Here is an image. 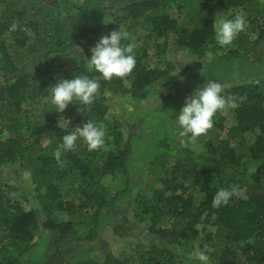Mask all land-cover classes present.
Returning a JSON list of instances; mask_svg holds the SVG:
<instances>
[{"label": "trees", "instance_id": "obj_1", "mask_svg": "<svg viewBox=\"0 0 264 264\" xmlns=\"http://www.w3.org/2000/svg\"><path fill=\"white\" fill-rule=\"evenodd\" d=\"M171 1L185 10L188 22L181 28ZM1 3L0 172L22 168L32 196L0 176V264L43 263L58 247L96 243L117 219L107 209L142 178L145 186L131 196L141 207L135 215L149 225L132 251L100 255L88 252L94 249L89 245L63 264H201L188 255L206 247L212 249L208 264H264V81H247L253 73L263 77L264 64L252 72L248 52L264 44L257 0H123L117 7L107 0ZM207 7L230 11L229 19L244 15L247 28L235 39L244 50L219 52ZM121 29L130 33L122 44L135 43L136 65L130 75L106 81L88 68L91 49L101 36ZM171 41L206 59L201 69L187 71L193 78L179 75L171 60L150 59L152 47L165 53ZM73 48L81 60L71 67L45 60ZM76 75L100 77L91 105L74 101L64 113L53 104L37 109L59 79ZM217 77L227 84L221 95H231L236 107L218 111L213 127L193 143L191 134L179 135L176 118L187 91ZM156 82L165 85L161 100L141 103ZM114 98L129 111L139 100L142 106L126 119L144 123L127 132L110 103ZM87 120L105 125L109 150L89 152L78 138L73 150L62 153L61 167L55 150ZM233 186L237 194L228 204L214 207L216 192Z\"/></svg>", "mask_w": 264, "mask_h": 264}, {"label": "clouds", "instance_id": "obj_2", "mask_svg": "<svg viewBox=\"0 0 264 264\" xmlns=\"http://www.w3.org/2000/svg\"><path fill=\"white\" fill-rule=\"evenodd\" d=\"M215 40L220 46H229L236 39L237 35L247 28V21L243 14H237L229 19L217 14L215 23ZM130 33L125 30H113L108 35H103L91 49V57L88 61L89 70H95L106 81L115 78H124L131 74L136 65L135 43L122 44L128 40ZM100 77L90 78L88 75H76L73 79H59L51 88V103L56 106L57 112L64 113L70 103L79 101L84 105H91L95 94L100 88ZM223 85L220 80L207 79L204 85L198 86L191 96L185 100L180 114L176 118L182 129L179 132L181 137L188 136L193 143L199 137L206 134L213 127V117L218 111L226 107L235 108L234 98L229 95L227 98L221 95ZM83 111L81 108L78 109ZM59 123V122H58ZM63 136V142L54 152L57 163L62 167V153L71 151L76 147L78 138H82L89 152L109 148L105 145L106 127L103 123L97 125L87 120L82 126ZM237 194V188L219 189L214 198L213 206L227 205L229 200ZM211 248L197 249L189 253L188 260H198L201 264H208Z\"/></svg>", "mask_w": 264, "mask_h": 264}, {"label": "rangeland", "instance_id": "obj_3", "mask_svg": "<svg viewBox=\"0 0 264 264\" xmlns=\"http://www.w3.org/2000/svg\"><path fill=\"white\" fill-rule=\"evenodd\" d=\"M123 0H107V3L113 7H117L119 3H121ZM261 6L260 9L262 12H264V0H257ZM169 5L170 12L175 15L177 18H180V28L183 26V22L186 23L188 20L184 16L185 10L178 8L176 1H171ZM1 0H0V9H1ZM205 15L207 18L213 19L214 23L216 20V16L218 13H220L221 16L227 17L230 14V11H225L223 9H216L213 7H207L204 10ZM245 14V13H244ZM264 17V14H263ZM179 28V29H180ZM137 44V40L135 41ZM140 42V41H139ZM220 46V45H219ZM219 52H225L227 49H239L244 50V47H241L239 44L233 41V43L229 46H220ZM226 50V51H227ZM249 56L252 57L251 60V67L252 72L255 70V68L263 63L264 64V44L259 45V47L255 49L248 50ZM213 53V52H212ZM212 53H209V55H212ZM149 56L150 59L155 57V61H158V59H168L175 63L177 68V73L179 75L188 74L187 71L191 68H202L203 63L206 61V59L198 60L195 57L190 54L189 51H186L185 49H181V46H178L176 43H173L171 41L169 43V47L167 49V52L165 53H159V50L157 46L152 47L149 50ZM45 60H51L54 62H60L63 66L71 67L74 64H77L80 62L81 57L80 55L75 51L73 48L70 51L66 52H60L51 55L48 59ZM234 65H230V69ZM229 69V70H230ZM259 71H261L263 77L253 75L247 79L248 82H261L264 81V67L260 68ZM232 70H230L229 73H231ZM249 72V71H248ZM190 74V73H189ZM188 74V75H189ZM248 74V73H247ZM190 77L193 78V76L190 74ZM189 79L191 80V78ZM216 80H220L223 87L227 86L226 83L222 81L221 77L215 78ZM164 82L161 83H154L153 85L149 86L147 89L148 91V99H144L141 101V103H144L147 106H152L157 104L158 101L161 100V92L164 90ZM192 88L189 91H187V94L191 96L193 91L196 89ZM139 101V100H137ZM135 101V108L129 110H123L124 108L121 106L122 100L120 99H111L110 103H112L116 108L119 109V115L121 116L122 120L126 123V131L129 132L131 129H137V126L140 124H143V118L137 119L133 118L132 120L126 119V116L129 113H134L137 110V104L139 102ZM47 105H52L51 103V95L42 98L39 102H36V107L39 111H42L47 107ZM139 106H142L141 104H138ZM123 109H122V108ZM133 117V116H132ZM64 126L67 124V121L62 123ZM257 162L252 161V164L255 165ZM140 175H143V172H141ZM0 176L6 180H13L14 182H18L21 186V188L28 194H31V190L29 189V184L24 180L25 171L20 168L19 166H14L11 168H8L2 172H0ZM139 177V176H135ZM136 181L137 178H134ZM145 180L144 178L141 179L139 183L136 184V187L134 189L127 193L126 195L120 197L116 205H114L113 208L107 209L108 212H112L113 215L117 216L116 222L113 224V226H109V229L105 232V234L102 236V238L97 241L96 243L89 244L92 248V251L94 253H98L100 255H104L105 253L113 252L116 255L119 256H126L128 253L132 251L133 245L137 242V238H139V235H142L145 230V224L149 225V221H139V217L135 215V211L141 212V207L139 204L133 201L134 196L138 193L139 188H143L145 186ZM108 181L107 183H109ZM131 194L134 196H131ZM143 215V214H142ZM47 230L42 231L45 233ZM87 243L79 242V243H73L68 244L65 246H61L55 249L53 253H51L48 257V259L43 263H35V264H63L66 257L71 255H76L79 252H84L85 249L89 246Z\"/></svg>", "mask_w": 264, "mask_h": 264}]
</instances>
